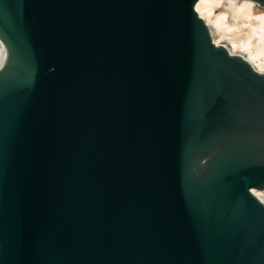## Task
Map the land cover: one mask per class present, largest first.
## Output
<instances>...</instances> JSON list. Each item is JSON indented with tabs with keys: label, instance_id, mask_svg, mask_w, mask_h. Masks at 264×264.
<instances>
[{
	"label": "water",
	"instance_id": "obj_1",
	"mask_svg": "<svg viewBox=\"0 0 264 264\" xmlns=\"http://www.w3.org/2000/svg\"><path fill=\"white\" fill-rule=\"evenodd\" d=\"M198 1L0 0V264H264V72Z\"/></svg>",
	"mask_w": 264,
	"mask_h": 264
},
{
	"label": "bare ground",
	"instance_id": "obj_2",
	"mask_svg": "<svg viewBox=\"0 0 264 264\" xmlns=\"http://www.w3.org/2000/svg\"><path fill=\"white\" fill-rule=\"evenodd\" d=\"M225 0H199L196 10L211 28L217 46L224 45L231 54L249 61L258 72H264V6L255 0H226L228 9L217 12ZM228 15L233 22H228ZM7 45L0 37V69L7 57ZM253 193L264 203V189Z\"/></svg>",
	"mask_w": 264,
	"mask_h": 264
},
{
	"label": "rangeland",
	"instance_id": "obj_3",
	"mask_svg": "<svg viewBox=\"0 0 264 264\" xmlns=\"http://www.w3.org/2000/svg\"><path fill=\"white\" fill-rule=\"evenodd\" d=\"M223 3H224V4H220V5L217 6V8H216V11H217V12H220V11H222V10L224 11L225 8L228 9V7H226V6H227V1L225 0ZM225 5H226V6H225ZM227 20H228V22L232 23V22H233V20H232V16H231V15H228Z\"/></svg>",
	"mask_w": 264,
	"mask_h": 264
},
{
	"label": "built area",
	"instance_id": "obj_4",
	"mask_svg": "<svg viewBox=\"0 0 264 264\" xmlns=\"http://www.w3.org/2000/svg\"><path fill=\"white\" fill-rule=\"evenodd\" d=\"M253 190V189H252Z\"/></svg>",
	"mask_w": 264,
	"mask_h": 264
}]
</instances>
